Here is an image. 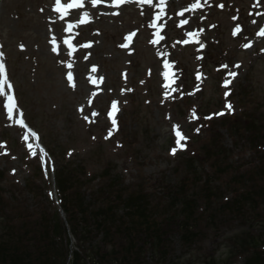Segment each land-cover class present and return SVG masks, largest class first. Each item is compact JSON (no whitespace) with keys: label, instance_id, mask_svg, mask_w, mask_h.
<instances>
[{"label":"rangeland","instance_id":"1","mask_svg":"<svg viewBox=\"0 0 264 264\" xmlns=\"http://www.w3.org/2000/svg\"><path fill=\"white\" fill-rule=\"evenodd\" d=\"M53 2L0 1V62L40 137L9 115L4 89L2 251L44 221L58 226L52 236L64 240L65 264H74L77 250L89 264H247L262 257L264 0H131L110 13L89 11L82 24L76 14L75 49L61 53L60 39L45 34ZM67 24L61 21L62 30ZM177 131L187 138L183 148ZM78 188L75 215L84 207L93 218L86 242L62 202ZM105 198L112 200L106 212ZM148 224L160 230L153 240L140 231Z\"/></svg>","mask_w":264,"mask_h":264},{"label":"trees","instance_id":"2","mask_svg":"<svg viewBox=\"0 0 264 264\" xmlns=\"http://www.w3.org/2000/svg\"><path fill=\"white\" fill-rule=\"evenodd\" d=\"M62 183L64 184L65 182L62 181ZM64 186L65 185H63L62 188H64ZM104 194L107 195L103 197H108L110 195L109 192H104ZM74 197L75 201L82 197L80 188L76 189L74 193L64 194V196H62V202H64L63 207L69 216V223L71 224L74 232L78 235L79 240L86 242L89 239L93 238V233L89 229L93 218L90 216V214L88 215L86 213L84 207L82 208L83 211L79 212L81 213V217L75 215L73 205ZM104 201L107 204L105 205L107 208L104 207L106 208L104 209L106 212L109 208L111 209L108 203L112 204V200L109 201L108 198H105ZM191 202L193 203V201L191 200L189 202V207H193ZM56 214L58 215V213ZM83 214L84 220L82 221ZM138 216L139 221L141 222L142 219H140V217H142V213L139 212ZM57 218L58 216H55L56 221L54 225L56 224L57 220H59V218ZM83 222H85L86 227L81 226ZM99 225L102 226L101 223ZM108 225L113 226L114 224ZM56 227L58 226L56 225L54 227H51L49 225H46L44 221H37V223L35 221L32 222L27 230L26 237L20 236L19 240L15 242L14 249L10 251V253L5 254L2 251V247L0 245V264H21V262L22 264H65V257L67 256V253L64 254V258L62 257V253L59 254V248L61 245H63L64 240L61 235L57 234V232V237H54L55 239L52 236V232ZM60 228L64 229L65 232V228L61 226ZM140 231L142 232L141 234H145L149 239L153 240V237L157 238V231L160 230L155 225L153 226L151 224H148ZM135 236H137V234H135ZM135 236H133L132 238L134 239ZM31 249L33 250L30 251ZM80 249L83 250L82 248ZM260 253H263L262 257L254 255L249 258L247 264H264V246H262V250ZM74 254V264H89V262L85 260L83 255L81 257L80 250H77L76 252H74Z\"/></svg>","mask_w":264,"mask_h":264},{"label":"snow or ice","instance_id":"3","mask_svg":"<svg viewBox=\"0 0 264 264\" xmlns=\"http://www.w3.org/2000/svg\"><path fill=\"white\" fill-rule=\"evenodd\" d=\"M99 2H100V0H92V4H93V5L98 4ZM114 2H115L116 5H120V4H123V3L125 2V0H114ZM142 2L150 3L151 0H142ZM163 2H164V0H161V3H162V4H163ZM83 5H84V0H72V2H71L70 4H68V5H63V4L60 3V0H57V8H56V10H57L58 12H66L67 9H69V8H73V7H75V8H82ZM223 6H224V5H220V7H223ZM192 7H193V8H198V7H200L199 2H197L196 4H193ZM182 14H183V13H181V15H182ZM84 16L87 17V16H88V13L85 12V13H84ZM84 22H85L84 20H81V23H84ZM183 23H187V21L185 20V21H183ZM69 28H71V25H69ZM238 30H239V29H238ZM188 35H189L190 37H194V36L196 35V33H189ZM261 35H264V29L261 30ZM131 38H132V37H131V35H130V36L128 37V39L131 40ZM66 43H69V47H72V45H71L70 42H66ZM185 43H187V41H185ZM86 46H90V45H86ZM248 46H249V45H245V47H248ZM21 47H23V45H21ZM122 47H127V45H122ZM201 47H203V45H201ZM53 51H56V49L54 48ZM2 56H3V53L0 52V57H2ZM165 67H166V68L169 67V65L167 64V62L165 63ZM235 67L238 68L239 65H235ZM229 75H230L231 77L234 78V77H236V76L238 75V73H236L235 71H232V72L229 73ZM165 76L168 77V76H169V73L166 72V73H165ZM0 77H2V78H0V94H3V92H4V88H5V85L7 84V86H8L9 88H11V87H12V84L9 83L8 73H7V71H6L5 64L2 63V62H0ZM67 79H68V81H72V79H73V76H72V74H71L70 72L68 73ZM230 83H231V80H226V81H225V84H226V85H227V84H230ZM73 86H74V85H73ZM228 94H229V93L226 92V95H228ZM8 101H9V104H8V111H9V115H11L12 109L16 106V102H15L14 97H12V96H9V97H8ZM112 107H113V111L115 112V111L117 110L116 102H113ZM226 107H227V109H229V110H232V109H233V105H232L231 103H228V104L226 105ZM223 114H224V113H217L216 115H223ZM109 115H113V113H110ZM21 122H22V121H21ZM116 123H117L116 120L113 119V120H112V124H113V125H116ZM197 131H198V129H197ZM109 135H111V133H109ZM176 136H177L176 143H177L181 148L185 147V145H184L183 143H181V141H184V140H186L187 138H186L182 133H180L179 131L176 132ZM172 152H173V154H175L176 149L173 148V149H172ZM13 171H15V170H13ZM50 195H51V194H50Z\"/></svg>","mask_w":264,"mask_h":264},{"label":"bare ground","instance_id":"4","mask_svg":"<svg viewBox=\"0 0 264 264\" xmlns=\"http://www.w3.org/2000/svg\"><path fill=\"white\" fill-rule=\"evenodd\" d=\"M136 1V0H135ZM155 2H157V0H151V4H154ZM161 2V0H158L159 4ZM147 3V2H146ZM149 4V3H147ZM118 8V7H114V4L112 2V0H108V2H99L98 4L93 5L91 0H84V5L82 8H69L67 9L66 13L65 12H58L55 8V5H52V10H51V16L52 18L48 21V26L49 28H47L45 30V34L49 35H54L55 37H57L58 39H60L59 41V45H58V51L61 52H65L67 50H74L75 49V45L72 42L73 36H74V30L75 28H72L75 26V14H81L84 11H93V10H103L105 12H111L113 9ZM85 13V12H84ZM70 19L73 21V25H71V28H69V25H65L64 30H62L61 27V21L62 20H67ZM47 26V27H48ZM47 34V36H49ZM66 42H70L72 47H69V43ZM83 83H81L82 85ZM5 90L8 89L7 84L5 85ZM14 113H15V109H12V116L14 117Z\"/></svg>","mask_w":264,"mask_h":264}]
</instances>
